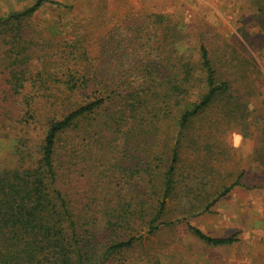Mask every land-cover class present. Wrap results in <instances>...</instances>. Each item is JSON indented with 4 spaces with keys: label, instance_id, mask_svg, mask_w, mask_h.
Instances as JSON below:
<instances>
[{
    "label": "trees",
    "instance_id": "obj_1",
    "mask_svg": "<svg viewBox=\"0 0 264 264\" xmlns=\"http://www.w3.org/2000/svg\"><path fill=\"white\" fill-rule=\"evenodd\" d=\"M246 1L264 21V0ZM42 2L0 20L12 40L5 39L0 76L19 98L25 125L36 122L34 97L52 85L80 102L48 123L36 162L0 168V264H115L116 257L122 264L120 257L138 241L186 223L190 182L200 183L185 153L211 149L222 121H234L246 103L203 36L163 15L117 27L101 39L97 54L84 47L77 52L78 41L68 39L59 40L64 50L54 53L43 40L47 49L37 57L43 69L33 72L23 24ZM228 55L225 65L242 62ZM28 86L31 96L24 94ZM208 113L214 118L205 120ZM238 185L224 187L202 210ZM173 201L181 217L169 221ZM186 226L210 246L236 242Z\"/></svg>",
    "mask_w": 264,
    "mask_h": 264
},
{
    "label": "rangeland",
    "instance_id": "obj_2",
    "mask_svg": "<svg viewBox=\"0 0 264 264\" xmlns=\"http://www.w3.org/2000/svg\"><path fill=\"white\" fill-rule=\"evenodd\" d=\"M37 1L0 0V20ZM152 15L168 16L192 36L202 35L211 51L222 57L226 76L234 81L235 95L246 103L245 112L236 114L234 121H222L211 149L196 156L185 153L189 172L199 171L192 179L200 183L197 187L196 181L190 182L186 223L209 237H236V242L210 246L196 238L186 223H177L138 241L139 245L120 257L121 263L264 264V21L255 16L246 0H44L23 24L32 57L30 68L33 72L43 69V61L38 62L37 57L45 54L44 49L54 53L64 50L59 40L78 41L77 52L82 53L84 47L97 54L101 39L117 27L134 28ZM3 24L0 22V72L5 68L7 43L12 42L4 34ZM70 51L65 48L66 53ZM228 51L242 59L243 65L234 69L225 65ZM33 93L28 86L24 94ZM40 94L32 103L36 122L25 125L28 121L18 105L19 98L12 96L0 76V168L15 169L23 162H36L48 123L80 102L78 95L53 85L49 92ZM203 118L213 119L214 113ZM200 126L201 122L188 131V137ZM237 181L239 185L209 211L202 210L224 187ZM178 209V202H171L165 219L180 218ZM117 260L119 257L113 263L119 264Z\"/></svg>",
    "mask_w": 264,
    "mask_h": 264
}]
</instances>
